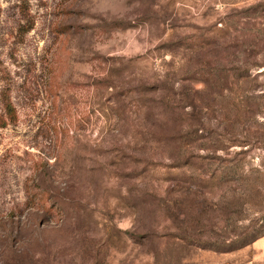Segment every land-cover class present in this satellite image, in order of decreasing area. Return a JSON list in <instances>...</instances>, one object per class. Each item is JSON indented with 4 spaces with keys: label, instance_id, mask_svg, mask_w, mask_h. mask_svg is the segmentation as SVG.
Segmentation results:
<instances>
[{
    "label": "rangeland",
    "instance_id": "374dc122",
    "mask_svg": "<svg viewBox=\"0 0 264 264\" xmlns=\"http://www.w3.org/2000/svg\"><path fill=\"white\" fill-rule=\"evenodd\" d=\"M0 264H264V0H0Z\"/></svg>",
    "mask_w": 264,
    "mask_h": 264
},
{
    "label": "trees",
    "instance_id": "16d2710c",
    "mask_svg": "<svg viewBox=\"0 0 264 264\" xmlns=\"http://www.w3.org/2000/svg\"><path fill=\"white\" fill-rule=\"evenodd\" d=\"M5 104H6V109H7L6 111L10 112L13 109L11 102L7 100Z\"/></svg>",
    "mask_w": 264,
    "mask_h": 264
}]
</instances>
